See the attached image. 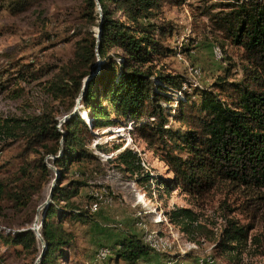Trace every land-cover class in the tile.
Returning <instances> with one entry per match:
<instances>
[{
    "label": "trees",
    "instance_id": "16d2710c",
    "mask_svg": "<svg viewBox=\"0 0 264 264\" xmlns=\"http://www.w3.org/2000/svg\"><path fill=\"white\" fill-rule=\"evenodd\" d=\"M3 1L16 16L46 0ZM80 1L82 23L74 32L72 57L57 69L47 89L62 111L54 115L44 110L0 122V136L24 143L18 172L0 180V205L7 202L20 213L54 179L48 165L59 172L40 220L39 234L46 249L38 264L67 261L75 237L65 223L93 222L96 212L90 208L95 197L86 196V208L76 199L100 169L99 158L90 149L94 131L116 126L121 119L134 125L136 136L172 174L165 181L167 189L202 201L216 188L229 185L263 199L256 191L264 190V0H209L198 9L212 32L241 50V78L218 77L208 88L195 87L187 76L166 72L161 65L175 51L168 47L173 28L160 14L168 2L180 7L187 0H97L101 18L95 0ZM98 27L101 35L96 43L93 28ZM30 67L18 66V75L38 78L41 70ZM90 75L78 111L59 130V117L72 113L83 81ZM85 112L87 123L82 118ZM121 146L110 150L117 152ZM94 149L110 152L106 144ZM30 155L34 157L29 159ZM113 161L118 170L138 175V182L149 180L136 151H119ZM169 221L187 232L196 216L182 208L170 212ZM30 228L0 234V241L20 247V252L35 260L40 245ZM253 229L230 222L214 246L215 255L238 254ZM152 249L142 238L129 234L116 244L114 253L125 264H138L159 257Z\"/></svg>",
    "mask_w": 264,
    "mask_h": 264
},
{
    "label": "rangeland",
    "instance_id": "374dc122",
    "mask_svg": "<svg viewBox=\"0 0 264 264\" xmlns=\"http://www.w3.org/2000/svg\"><path fill=\"white\" fill-rule=\"evenodd\" d=\"M208 1L187 0L180 7L168 2L160 14V18L173 28L168 47L175 51L161 65L166 72L185 75L193 86L203 88L210 87L218 77L229 75L230 80H238L242 76L241 50L223 42L212 32L208 19L199 15L198 9ZM82 11L80 0H46L12 16L7 3L0 0V122L7 118L36 116L44 110L54 115L62 111L47 89L57 69L72 57L76 41L74 32L82 23ZM28 64L34 71L41 70L38 78L33 80L28 75H18V66ZM177 95L181 97L180 92ZM65 116L59 117V130ZM82 118L89 122L86 112ZM134 129L131 122L121 119L116 126L94 131L95 139L90 149L99 158L100 169L92 174L90 186L81 189L76 201L86 208L89 202L86 196L95 197L104 189L103 197L109 203L100 206L88 225L65 223L64 227L74 234V245L67 250V261L59 263L125 264L116 259L115 247L124 236L133 234L152 248L155 236V249L162 253L138 264H264V190L256 191L263 198L256 200L254 192L222 185L202 201L179 190H169L164 184L172 174L136 136ZM105 144L108 153L101 154L94 149L95 145ZM113 145H122L119 151L130 148L138 153L143 174L149 176L147 182H138V175L115 167L113 159L119 151L112 152ZM23 148L22 141L0 136V180L18 172ZM33 157L30 155L29 159ZM49 186L35 195L20 213L3 202L0 234L32 228ZM182 208L196 216L187 232L169 221L170 212ZM90 210L95 212V203ZM42 212L39 211V223ZM230 222L249 224L254 229L238 254L216 256L214 246ZM101 247L111 250V257L106 261L101 253H96ZM20 251V247L0 241V264L35 263L37 258L34 260Z\"/></svg>",
    "mask_w": 264,
    "mask_h": 264
},
{
    "label": "water",
    "instance_id": "95a60500",
    "mask_svg": "<svg viewBox=\"0 0 264 264\" xmlns=\"http://www.w3.org/2000/svg\"><path fill=\"white\" fill-rule=\"evenodd\" d=\"M95 3H96V10H97V12L99 13L100 18H101V10H100V7H99V5H98L97 0H95ZM94 32H95L96 43H98V42H99L100 35H101V28H100V27L95 28V29H94ZM97 56H98V55H97ZM100 63H101V61L98 59V64H100ZM91 77H92V75H90V76H88L87 78L84 79V81H83V86H82V89H81V92H80V94H79V97H78L77 100H76V104H75V106H74V109H73L72 113H71L70 115L65 116V117L60 121V124L63 123L68 117L74 115V114L77 112V110H78V106H79V103H80V101L82 100V97H83V95H84V93H85L86 85H87L88 81L91 79ZM61 142H62V141H61ZM59 156H61V151L59 152V154H58L57 157H59ZM48 167H49L50 169H52V171L54 172V179H53V180L51 181V183H50V187H49V190H48V195H47L45 201L43 202V204L38 208V211H37V214H36L35 221H34V223H33V225H32V228H30V229L34 232L36 238L38 239V241H39V243H40V247H41V251H40V253H39V255H38V257H37V259H36V261H35L34 264H38V263H39V261L41 260V258H42L43 255H44V252H45V249H46L45 243H44L43 239L40 237V234H39V227L41 226V224H40L39 221H38L39 211H41V210L44 209V210H43L42 217H41V220H43L45 209H46L47 206L49 205V202H50V200H51L52 191H53V189L55 188V186H56V182H57L58 177H59V172H58L55 168H52L50 165H48Z\"/></svg>",
    "mask_w": 264,
    "mask_h": 264
},
{
    "label": "built area",
    "instance_id": "2783aa9c",
    "mask_svg": "<svg viewBox=\"0 0 264 264\" xmlns=\"http://www.w3.org/2000/svg\"><path fill=\"white\" fill-rule=\"evenodd\" d=\"M105 195V191L103 189V193L100 192V194L95 195V212L98 211V209L100 208L101 205H106L107 203H109V200H106L105 197H103ZM94 212V213H95ZM152 241L154 242V249L153 252L156 254H162L160 252H155V240H154V236L152 237ZM96 253H101V255L104 257V261H106L107 259H109L111 257V250L107 247H101L99 248ZM207 259V257H206Z\"/></svg>",
    "mask_w": 264,
    "mask_h": 264
},
{
    "label": "bare ground",
    "instance_id": "6f19581e",
    "mask_svg": "<svg viewBox=\"0 0 264 264\" xmlns=\"http://www.w3.org/2000/svg\"><path fill=\"white\" fill-rule=\"evenodd\" d=\"M198 74V73H197ZM194 76H196V75H194ZM47 195H48V193L46 194V197H47ZM154 240H155V236H154ZM162 242V241H161ZM164 242V241H163ZM152 243V242H151ZM150 244V243H149ZM153 246V245H152ZM154 248V247H153ZM102 256V255H101Z\"/></svg>",
    "mask_w": 264,
    "mask_h": 264
}]
</instances>
